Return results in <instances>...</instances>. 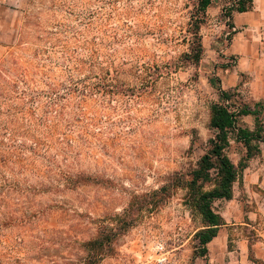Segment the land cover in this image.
<instances>
[{
	"label": "rangeland",
	"instance_id": "rangeland-1",
	"mask_svg": "<svg viewBox=\"0 0 264 264\" xmlns=\"http://www.w3.org/2000/svg\"><path fill=\"white\" fill-rule=\"evenodd\" d=\"M193 1L2 5L0 264L87 263L84 242L128 219L97 264H205L179 183L213 136L211 50L232 30L207 13L202 58L184 61ZM258 122L264 136V102ZM226 154L237 165L244 148L231 138ZM212 208L237 213L235 200Z\"/></svg>",
	"mask_w": 264,
	"mask_h": 264
},
{
	"label": "crops",
	"instance_id": "crops-1",
	"mask_svg": "<svg viewBox=\"0 0 264 264\" xmlns=\"http://www.w3.org/2000/svg\"><path fill=\"white\" fill-rule=\"evenodd\" d=\"M8 2L0 0V8ZM220 7L222 4L213 0L206 17L211 12L219 15ZM230 22L232 31L225 33L229 39L214 44L211 50L212 60L222 62L214 68V74L221 89L236 91L241 104L253 107L264 102V0H251L247 10L233 11ZM261 143L259 153L247 160L240 179L233 183L232 197L218 200H235L237 213L217 211L223 224L206 244L205 264H264V142Z\"/></svg>",
	"mask_w": 264,
	"mask_h": 264
},
{
	"label": "trees",
	"instance_id": "trees-1",
	"mask_svg": "<svg viewBox=\"0 0 264 264\" xmlns=\"http://www.w3.org/2000/svg\"><path fill=\"white\" fill-rule=\"evenodd\" d=\"M212 2L213 0H194L192 3L193 9L188 22L189 52L183 53L182 56L184 61L194 65H197L202 58L203 45L199 32L200 27L206 21V9ZM228 2L227 5L222 6L221 15L227 18L226 25L230 28L232 12L247 10L251 5V0H230ZM210 83L216 88L219 97V102L212 103L209 110L208 126L212 129L213 136L208 140V150L200 156L196 167L188 171V179L179 183L186 189L185 203L200 216L201 228L195 233V237L199 249L198 254L201 257L206 255V244L217 234L218 228L223 224L221 216L212 208L213 201L229 200L232 197L233 183L240 179L241 171L247 164V160L259 153L257 142H264L262 127L258 122L263 102H257L253 107L241 104L236 91L221 89L217 79L212 81L210 79ZM242 115L254 116V129L239 125V118ZM231 138L244 148V155L237 165L226 154ZM206 184H208L207 187H204ZM155 195H158V191L145 196L146 198L143 196L142 203L149 204L146 199L153 198ZM131 224L132 219L121 220L115 228H102L94 238L85 241L82 247L87 253L88 262L83 264H97L108 255L111 251L112 240L121 232L126 231Z\"/></svg>",
	"mask_w": 264,
	"mask_h": 264
},
{
	"label": "built area",
	"instance_id": "built-area-1",
	"mask_svg": "<svg viewBox=\"0 0 264 264\" xmlns=\"http://www.w3.org/2000/svg\"><path fill=\"white\" fill-rule=\"evenodd\" d=\"M228 1H230V0H228ZM225 2L223 5H227L229 2ZM225 19H227L225 16H223Z\"/></svg>",
	"mask_w": 264,
	"mask_h": 264
}]
</instances>
